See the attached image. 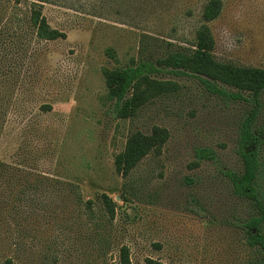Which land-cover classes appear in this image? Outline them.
Returning a JSON list of instances; mask_svg holds the SVG:
<instances>
[{
	"label": "rangeland",
	"instance_id": "rangeland-1",
	"mask_svg": "<svg viewBox=\"0 0 264 264\" xmlns=\"http://www.w3.org/2000/svg\"><path fill=\"white\" fill-rule=\"evenodd\" d=\"M208 1L0 0V161L17 185L34 182L45 192L17 198L10 228L0 210V264H120L123 246L132 264L258 261L246 222L259 209L234 193L229 174L243 169L246 105L210 94L196 78L166 75L179 92L118 119L103 73L192 48ZM35 2L67 38L37 36ZM223 3L210 23L215 57L264 68V0ZM155 125L170 132L162 152L119 174L115 158L128 136ZM199 148L216 159L195 166ZM258 184L264 192V158ZM102 194L117 203L113 220ZM15 200L0 198V206Z\"/></svg>",
	"mask_w": 264,
	"mask_h": 264
},
{
	"label": "trees",
	"instance_id": "trees-1",
	"mask_svg": "<svg viewBox=\"0 0 264 264\" xmlns=\"http://www.w3.org/2000/svg\"><path fill=\"white\" fill-rule=\"evenodd\" d=\"M38 3L31 11V22L36 34L43 40L67 38L66 32L50 25ZM223 0H209L202 11V26L197 30L192 48L175 50L164 57L154 59L144 57L138 61L115 68H105L108 98L112 102V112L118 119L135 117L141 109L156 98L177 93L182 86L175 80L164 78L166 75L188 76L199 80L210 94L225 99L239 101L246 105L240 124L238 152L243 160L240 173H229L234 193L257 205L259 215L246 222L249 229L247 241L260 252L258 261L248 264H264V192L258 184L264 158V125L260 123L264 114V68L237 65L217 60L214 54L216 40L210 23L217 19L223 10ZM112 56V50L109 52ZM1 126V124H0ZM170 138L168 128L155 125L148 133L136 130L127 140L124 150L115 158L116 171L128 176L148 155L160 154ZM199 166L202 160H215V152L207 148L196 151ZM10 166L0 161V198H16L13 206L0 210L7 213L6 224L17 225V198H44L39 184L27 182L17 185V175ZM39 195V197H38ZM104 211L110 220L116 215L117 203L107 194H102ZM91 203V200L88 201ZM2 218V215L0 214ZM12 262V260H8ZM120 264H132L130 249L123 246L120 250ZM146 264H166L158 259L146 258Z\"/></svg>",
	"mask_w": 264,
	"mask_h": 264
}]
</instances>
